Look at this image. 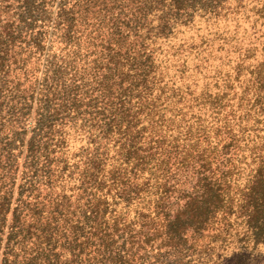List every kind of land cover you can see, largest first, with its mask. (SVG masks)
<instances>
[{
    "label": "trees",
    "instance_id": "1",
    "mask_svg": "<svg viewBox=\"0 0 264 264\" xmlns=\"http://www.w3.org/2000/svg\"><path fill=\"white\" fill-rule=\"evenodd\" d=\"M264 263V0H0V264Z\"/></svg>",
    "mask_w": 264,
    "mask_h": 264
},
{
    "label": "rangeland",
    "instance_id": "2",
    "mask_svg": "<svg viewBox=\"0 0 264 264\" xmlns=\"http://www.w3.org/2000/svg\"><path fill=\"white\" fill-rule=\"evenodd\" d=\"M261 264H264V263H262V262H260Z\"/></svg>",
    "mask_w": 264,
    "mask_h": 264
}]
</instances>
